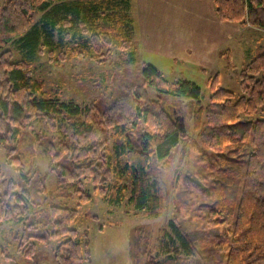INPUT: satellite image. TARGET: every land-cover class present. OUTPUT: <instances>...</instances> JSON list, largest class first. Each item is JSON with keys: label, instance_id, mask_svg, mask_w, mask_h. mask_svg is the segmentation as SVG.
<instances>
[{"label": "trees", "instance_id": "trees-1", "mask_svg": "<svg viewBox=\"0 0 264 264\" xmlns=\"http://www.w3.org/2000/svg\"><path fill=\"white\" fill-rule=\"evenodd\" d=\"M212 3L220 20L264 30V0ZM129 7L130 0L0 2V146L8 164L18 169L0 184V224L21 225L13 237L27 264H38L37 242L45 239L56 242L57 264L91 260L87 232L77 227V209L51 202L32 213L38 205L33 195L54 200L75 194L81 204L89 199L85 185L90 183L109 204L125 201L147 216L160 208L152 165L165 163L188 134L185 124L183 130L175 124L174 107L163 105L160 94L199 101L200 87L184 77L169 80L144 62L142 81L126 85L104 106H82L61 99L55 89H44L43 80L34 75V55L44 49L59 60L89 57L101 62L113 48L133 54ZM9 44L16 45L18 59ZM237 76L238 94L221 87L217 75L209 76L208 101L193 110L197 149L214 167L205 223L189 230L169 219L156 236L155 254L142 264H264V118H243L264 112V45L256 47ZM149 88L158 94L150 97ZM35 120L52 131L62 125L70 129L68 135L62 131L39 141L55 175L53 189L42 178L33 183L15 156L17 146L7 145ZM0 264L19 263L0 246Z\"/></svg>", "mask_w": 264, "mask_h": 264}, {"label": "rangeland", "instance_id": "rangeland-1", "mask_svg": "<svg viewBox=\"0 0 264 264\" xmlns=\"http://www.w3.org/2000/svg\"><path fill=\"white\" fill-rule=\"evenodd\" d=\"M255 39H258L257 42ZM233 42L235 43L230 47L229 55L223 54L213 67L209 65L205 70L187 61L183 63L179 59L174 60L164 55H150L139 48L140 45L134 38L133 54L113 48L101 62L89 57L59 60L48 55L46 49L34 55V75L43 80L44 89H55L60 92L61 99L71 100L82 106L93 102L104 106L119 92L124 91L126 85L142 81L141 69L144 62L154 65L169 80L184 77L200 87L199 101L159 93L163 105L173 106L175 116L182 118L188 128V134L171 149L165 163L155 162L152 165L151 178L155 177L159 182L161 194L160 208L156 215L136 213L125 201L118 206L109 204L92 189L90 183L85 185L89 199L81 204L75 194L54 200L33 195V200L38 205L32 207V213L33 210L51 202L77 209V227L87 232L90 242L91 260L88 264H142L155 254L156 236L169 219H178L189 230L205 223V204L211 199L209 183L214 167L197 149L199 128L194 127L193 110L199 105L204 106L208 101L209 89L206 79L209 76L217 75L221 87L240 93L237 76L239 67L249 61L258 45H264V30L258 31L256 27H250L249 31L244 30L240 38L233 39ZM7 48L13 52V59L20 57L15 44H9ZM55 53L54 49L53 54ZM223 64L228 67L225 68ZM148 90L150 97L158 94L154 88ZM246 117L252 120L264 118V112L258 111L253 115L243 116ZM69 130L62 125L60 130L52 131L43 121L35 120L22 130L16 141L7 143L9 146H17L15 156L19 157L23 172L32 178L33 183L42 178L48 189L55 188V175L49 169L47 155L39 141L45 136L61 135L62 131L68 135ZM16 174L18 169L8 164L6 150L0 146V184H4L5 179ZM32 213L29 220L33 218ZM20 228V224L1 223L0 246L7 247L9 254L14 256L19 264H27L29 260L19 254L16 249L17 239L13 237L14 232L19 233ZM38 232L43 235L44 228L40 226ZM45 240L37 242L38 264H57L53 259L56 242ZM146 244L148 251L145 250Z\"/></svg>", "mask_w": 264, "mask_h": 264}, {"label": "crops", "instance_id": "crops-1", "mask_svg": "<svg viewBox=\"0 0 264 264\" xmlns=\"http://www.w3.org/2000/svg\"><path fill=\"white\" fill-rule=\"evenodd\" d=\"M129 15L133 38L144 52L187 61L202 70L229 55L233 39L251 27L220 20L212 0H130Z\"/></svg>", "mask_w": 264, "mask_h": 264}, {"label": "water", "instance_id": "water-1", "mask_svg": "<svg viewBox=\"0 0 264 264\" xmlns=\"http://www.w3.org/2000/svg\"><path fill=\"white\" fill-rule=\"evenodd\" d=\"M178 119H179V121H178ZM175 124H176L177 126H179L182 130L184 129V123H183L181 117H176V116H175Z\"/></svg>", "mask_w": 264, "mask_h": 264}]
</instances>
